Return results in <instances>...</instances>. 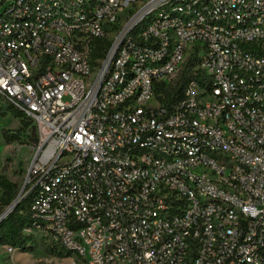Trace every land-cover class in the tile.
I'll return each mask as SVG.
<instances>
[{
	"label": "built area",
	"instance_id": "2783aa9c",
	"mask_svg": "<svg viewBox=\"0 0 264 264\" xmlns=\"http://www.w3.org/2000/svg\"><path fill=\"white\" fill-rule=\"evenodd\" d=\"M6 2L0 95L38 135L16 198L53 260L264 264V0Z\"/></svg>",
	"mask_w": 264,
	"mask_h": 264
},
{
	"label": "trees",
	"instance_id": "16d2710c",
	"mask_svg": "<svg viewBox=\"0 0 264 264\" xmlns=\"http://www.w3.org/2000/svg\"><path fill=\"white\" fill-rule=\"evenodd\" d=\"M197 57H191L175 87L167 88L165 91L164 101L171 103L174 101L173 93L176 91L182 94L185 83L191 78H200L198 73L194 70ZM13 116L20 119V126L16 131L10 129L3 130V136L6 142L24 140L29 144L36 142L38 139L36 127L32 121L26 117L24 112L15 108L7 100L0 95V118ZM0 189L2 191L0 196V204L5 208L8 207L12 201L17 197V184L4 175H0ZM33 195L29 194L24 197L2 220H0V244H10L19 247L23 251L33 249V233L27 230L32 227L31 223V204ZM50 253H57V255L64 257L66 254L63 251L55 252L54 249L48 248Z\"/></svg>",
	"mask_w": 264,
	"mask_h": 264
},
{
	"label": "rangeland",
	"instance_id": "374dc122",
	"mask_svg": "<svg viewBox=\"0 0 264 264\" xmlns=\"http://www.w3.org/2000/svg\"><path fill=\"white\" fill-rule=\"evenodd\" d=\"M8 2L0 4V14L6 7ZM20 126V119L9 115L5 118H0V175L6 176L11 181L17 184V195L25 185V180L29 168L30 158L33 153L31 144L24 140L6 142L3 136L4 129L16 131ZM0 189V196H1ZM6 210L0 204V216ZM33 249L28 251L16 252L10 255L5 250V247L0 244V264H29L43 263L46 260H53L54 253L48 251V247L44 243L43 238L39 233H33ZM55 264H69V258L53 260Z\"/></svg>",
	"mask_w": 264,
	"mask_h": 264
},
{
	"label": "water",
	"instance_id": "95a60500",
	"mask_svg": "<svg viewBox=\"0 0 264 264\" xmlns=\"http://www.w3.org/2000/svg\"><path fill=\"white\" fill-rule=\"evenodd\" d=\"M20 201L18 200V198H16L14 201H12V203L6 208V210L1 214L0 216V220H2V218L4 217V215L8 214L9 212H11L14 207L19 203Z\"/></svg>",
	"mask_w": 264,
	"mask_h": 264
}]
</instances>
